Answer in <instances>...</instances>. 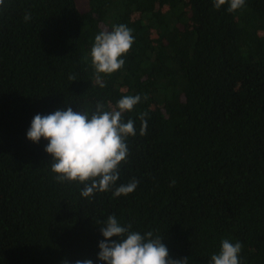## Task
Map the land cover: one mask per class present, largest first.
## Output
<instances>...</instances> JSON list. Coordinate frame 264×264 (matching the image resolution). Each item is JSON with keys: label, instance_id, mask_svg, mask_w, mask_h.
<instances>
[{"label": "trees", "instance_id": "trees-1", "mask_svg": "<svg viewBox=\"0 0 264 264\" xmlns=\"http://www.w3.org/2000/svg\"><path fill=\"white\" fill-rule=\"evenodd\" d=\"M85 1L0 7V264H95L111 214L186 264H208L224 238L241 242L240 264H264V0L234 12L214 0ZM119 24L134 43L97 79L94 37ZM136 94L123 114L137 133L118 169V183L138 181L126 196L82 197V184L55 179L47 141L26 137L38 113L112 110Z\"/></svg>", "mask_w": 264, "mask_h": 264}, {"label": "clouds", "instance_id": "clouds-1", "mask_svg": "<svg viewBox=\"0 0 264 264\" xmlns=\"http://www.w3.org/2000/svg\"><path fill=\"white\" fill-rule=\"evenodd\" d=\"M246 0H214V7L227 3V11L234 12L245 6ZM5 0H0V7ZM25 22L31 13L25 11ZM132 29L125 24L114 26L110 31H100L90 48L91 64L97 74H111L125 63L124 56L134 43ZM141 96L124 95L112 110H105L97 102L95 110L74 111L72 107L59 108L48 114H36L26 131L33 143L45 139V152L50 154L51 171L59 182L82 184L81 196L91 198L97 192L112 191L113 197L128 195L137 188L135 179L118 183L119 166L127 161L129 148L127 138L135 136V121L123 118L126 111L133 110ZM147 121L141 118L139 132L144 134ZM102 239L95 264H186L169 257L168 247L162 237L153 231L133 230L132 225L121 223L115 214L100 222ZM116 237V239H112ZM242 244L224 238L219 251L213 253L208 264H240ZM75 264H94L92 259L76 260Z\"/></svg>", "mask_w": 264, "mask_h": 264}, {"label": "rangeland", "instance_id": "rangeland-1", "mask_svg": "<svg viewBox=\"0 0 264 264\" xmlns=\"http://www.w3.org/2000/svg\"><path fill=\"white\" fill-rule=\"evenodd\" d=\"M80 4L83 6V8L85 7L86 5V1L85 0H80Z\"/></svg>", "mask_w": 264, "mask_h": 264}]
</instances>
